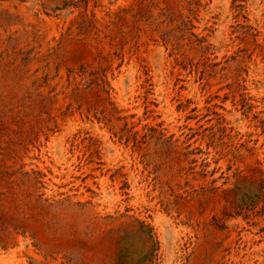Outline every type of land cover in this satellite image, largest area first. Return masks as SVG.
Returning a JSON list of instances; mask_svg holds the SVG:
<instances>
[{
	"label": "rangeland",
	"instance_id": "374dc122",
	"mask_svg": "<svg viewBox=\"0 0 264 264\" xmlns=\"http://www.w3.org/2000/svg\"><path fill=\"white\" fill-rule=\"evenodd\" d=\"M0 264H264V0H0Z\"/></svg>",
	"mask_w": 264,
	"mask_h": 264
},
{
	"label": "bare ground",
	"instance_id": "6f19581e",
	"mask_svg": "<svg viewBox=\"0 0 264 264\" xmlns=\"http://www.w3.org/2000/svg\"><path fill=\"white\" fill-rule=\"evenodd\" d=\"M62 151V150H61ZM61 164V163H60ZM58 169V168H57ZM64 169V168H63ZM65 170V169H64ZM56 171V170H55ZM53 177V176H52ZM54 178V177H53ZM51 183V182H50ZM12 261V260H11ZM2 262V261H1Z\"/></svg>",
	"mask_w": 264,
	"mask_h": 264
}]
</instances>
